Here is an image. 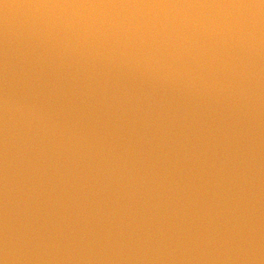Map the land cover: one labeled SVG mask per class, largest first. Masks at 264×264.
<instances>
[{
    "label": "clouds",
    "instance_id": "obj_1",
    "mask_svg": "<svg viewBox=\"0 0 264 264\" xmlns=\"http://www.w3.org/2000/svg\"><path fill=\"white\" fill-rule=\"evenodd\" d=\"M0 264H264V0H0Z\"/></svg>",
    "mask_w": 264,
    "mask_h": 264
}]
</instances>
